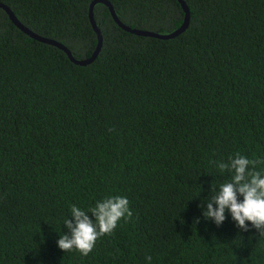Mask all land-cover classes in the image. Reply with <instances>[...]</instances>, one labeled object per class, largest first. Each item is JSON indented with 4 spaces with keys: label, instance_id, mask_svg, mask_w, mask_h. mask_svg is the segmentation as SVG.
<instances>
[{
    "label": "trees",
    "instance_id": "1",
    "mask_svg": "<svg viewBox=\"0 0 264 264\" xmlns=\"http://www.w3.org/2000/svg\"><path fill=\"white\" fill-rule=\"evenodd\" d=\"M93 1L0 3L83 60L98 44ZM106 1L131 29L168 34L184 21L177 0ZM183 1L189 25L168 40L124 31L96 3L102 46L87 66L0 8V264H264L251 225L202 215L231 175L213 161L264 158V0ZM116 195L130 222L87 257L59 250L72 205Z\"/></svg>",
    "mask_w": 264,
    "mask_h": 264
},
{
    "label": "clouds",
    "instance_id": "2",
    "mask_svg": "<svg viewBox=\"0 0 264 264\" xmlns=\"http://www.w3.org/2000/svg\"><path fill=\"white\" fill-rule=\"evenodd\" d=\"M212 163L220 173L231 175L218 187H211L212 194L203 202L206 204L203 217L219 227L227 210L238 229L247 232L248 225H251L260 237H264V170H256L258 165H264V158L250 160L236 153L227 161ZM129 204L126 196L116 195L96 201L87 211L72 205L69 216L63 220L67 233L59 235L57 247L62 252H78L87 257L99 239L112 236L121 221L128 223L133 219ZM145 259L147 264H151V256Z\"/></svg>",
    "mask_w": 264,
    "mask_h": 264
},
{
    "label": "water",
    "instance_id": "3",
    "mask_svg": "<svg viewBox=\"0 0 264 264\" xmlns=\"http://www.w3.org/2000/svg\"><path fill=\"white\" fill-rule=\"evenodd\" d=\"M177 1L180 3V5L182 7V10L184 12V21H183L182 25L177 30H175V31H173L171 33L159 34V33H153V32H149V31H142V30H139V29H131V28H129L128 26L124 25L117 18L113 8L111 7V5L106 0H94L91 3L90 10H89V21L91 23V26H92L93 30L95 31V33L97 35L98 44H97V47H96L95 51L93 52L92 56L90 58H88V59H83V60L75 59L72 56V54L70 53V51L65 46H63L62 44H60V43H58L56 41H53L51 39L40 37V36L36 35L35 33L31 32L30 30H28L26 27H24L16 19V17L13 15V13L10 11V9L8 7H6L5 5L0 3V8L3 9L7 13L8 17L10 18V20L13 22L14 25L18 29H20L23 33L28 35L30 38H32V39H34V40H36L38 42H41V43L52 45V46L57 47L58 49L62 50L66 54L68 59L75 65L87 66V65L91 64L97 58V56H98V54L100 52L101 46H102V35H101L100 30L98 29V27H97V25L95 23L94 16H93V6L96 3L105 4L108 7L109 12L111 14V17L113 18L115 23L121 29H123L124 31L129 32V33L134 34V35H137V36H145V37L157 38V39H160V40H168V39H173V38L177 37L178 35H180L181 33H183L187 29V27L189 25V21H190L189 10H188L185 2L183 0H177Z\"/></svg>",
    "mask_w": 264,
    "mask_h": 264
}]
</instances>
